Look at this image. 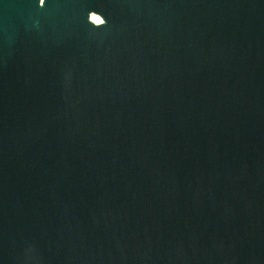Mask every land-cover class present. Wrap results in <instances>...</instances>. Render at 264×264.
I'll use <instances>...</instances> for the list:
<instances>
[{"label": "water", "instance_id": "obj_1", "mask_svg": "<svg viewBox=\"0 0 264 264\" xmlns=\"http://www.w3.org/2000/svg\"><path fill=\"white\" fill-rule=\"evenodd\" d=\"M0 264H264V0H0Z\"/></svg>", "mask_w": 264, "mask_h": 264}, {"label": "bare ground", "instance_id": "obj_2", "mask_svg": "<svg viewBox=\"0 0 264 264\" xmlns=\"http://www.w3.org/2000/svg\"><path fill=\"white\" fill-rule=\"evenodd\" d=\"M94 21H95L96 23H100V22H101V20H100L99 18H97V17H94Z\"/></svg>", "mask_w": 264, "mask_h": 264}, {"label": "clouds", "instance_id": "obj_3", "mask_svg": "<svg viewBox=\"0 0 264 264\" xmlns=\"http://www.w3.org/2000/svg\"><path fill=\"white\" fill-rule=\"evenodd\" d=\"M44 4V0H41V5H43Z\"/></svg>", "mask_w": 264, "mask_h": 264}, {"label": "snow or ice", "instance_id": "obj_4", "mask_svg": "<svg viewBox=\"0 0 264 264\" xmlns=\"http://www.w3.org/2000/svg\"><path fill=\"white\" fill-rule=\"evenodd\" d=\"M44 2H45V0H44ZM40 4H41V0H40Z\"/></svg>", "mask_w": 264, "mask_h": 264}]
</instances>
